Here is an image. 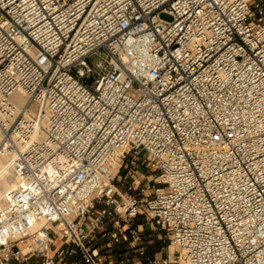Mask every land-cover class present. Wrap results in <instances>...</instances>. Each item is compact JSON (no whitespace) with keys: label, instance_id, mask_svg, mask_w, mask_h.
Returning <instances> with one entry per match:
<instances>
[{"label":"built area","instance_id":"built-area-1","mask_svg":"<svg viewBox=\"0 0 264 264\" xmlns=\"http://www.w3.org/2000/svg\"><path fill=\"white\" fill-rule=\"evenodd\" d=\"M0 158V264H264V0H0Z\"/></svg>","mask_w":264,"mask_h":264},{"label":"rangeland","instance_id":"rangeland-1","mask_svg":"<svg viewBox=\"0 0 264 264\" xmlns=\"http://www.w3.org/2000/svg\"><path fill=\"white\" fill-rule=\"evenodd\" d=\"M161 18L163 20H170V17L168 15H165V14H162L161 15ZM103 54H98L94 57H92L89 61V63L91 65H93L94 63H96L99 59H100V56H102ZM59 243L58 242H54V245H58ZM100 245V243L98 244ZM158 245V244H157ZM167 246V243L166 244H161V246ZM115 249L117 251H115ZM174 247H170L169 250H170V253H172L174 251ZM53 250V249H51ZM129 250V247L127 245H122V247L120 246H112L110 249L106 250L104 244L103 245H100V248H98V252L100 254V257H101V261L103 262V264H107V263H112V264H135L138 262V256L134 253V252H130L129 254H125L126 251ZM166 248H165V252H166ZM52 254L49 252L48 253V257H51ZM146 258H148L149 260L152 259V256L150 255H146ZM157 258V261H159V256H156ZM128 261H125L127 260ZM156 260V259H155ZM32 260L28 261V263H30ZM36 261V262H35ZM41 264L42 260L41 259H36L34 261H32V263L30 264ZM142 263L141 264H146L145 261H141ZM53 264H57V258H54L53 260Z\"/></svg>","mask_w":264,"mask_h":264},{"label":"crops","instance_id":"crops-1","mask_svg":"<svg viewBox=\"0 0 264 264\" xmlns=\"http://www.w3.org/2000/svg\"><path fill=\"white\" fill-rule=\"evenodd\" d=\"M136 175L134 176V179L137 180L138 183H140L139 186L137 187H132V190H128V187L130 186V182L131 180L129 179L126 183H120V181L122 180L123 177V173H121L120 175L117 176L115 184L117 186H119L120 190L124 193H126L127 195H136L139 193V190L144 187V185L146 184L147 180L149 179L148 175H149V169L146 168L145 166H143V163L138 161L136 163ZM144 222L143 220H141V223ZM143 229L144 230H151L152 227L149 224H143ZM107 239H103V240H99L98 242L95 243V246H97V248H100V245H103L105 243ZM57 242V241H56ZM100 243V245H98ZM155 246V250H154V254L152 256V259H156V256H159V259H165L167 257V253L164 251L165 249L163 248V246H161L160 243L158 242H154L153 243ZM152 244V245H153ZM158 244V245H157ZM150 245V246H152ZM56 247V250L61 246V244L59 243L58 245H54ZM150 246L148 248H150ZM32 261L36 260V259H31ZM32 261L30 263H32ZM36 262V261H35ZM72 259H67L65 261L64 264H72ZM30 263H25V264H30ZM34 264V262H33Z\"/></svg>","mask_w":264,"mask_h":264},{"label":"bare ground","instance_id":"bare-ground-1","mask_svg":"<svg viewBox=\"0 0 264 264\" xmlns=\"http://www.w3.org/2000/svg\"><path fill=\"white\" fill-rule=\"evenodd\" d=\"M19 104L23 103V100H18ZM12 183L10 179V171L7 168V160L0 158V194L9 190V186ZM51 253V252H50Z\"/></svg>","mask_w":264,"mask_h":264},{"label":"trees","instance_id":"trees-1","mask_svg":"<svg viewBox=\"0 0 264 264\" xmlns=\"http://www.w3.org/2000/svg\"><path fill=\"white\" fill-rule=\"evenodd\" d=\"M155 246L156 245H154V244L152 246H150V248L147 249V253L146 254L150 255V256H153L154 250H155ZM120 247H122V246H120ZM115 251H117V250L115 249Z\"/></svg>","mask_w":264,"mask_h":264}]
</instances>
